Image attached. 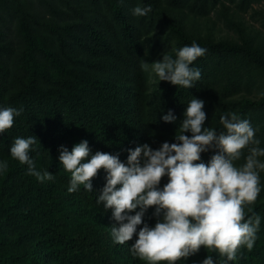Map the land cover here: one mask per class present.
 <instances>
[{
    "label": "trees",
    "instance_id": "1",
    "mask_svg": "<svg viewBox=\"0 0 264 264\" xmlns=\"http://www.w3.org/2000/svg\"><path fill=\"white\" fill-rule=\"evenodd\" d=\"M263 3L0 0V106L23 109L13 127L0 133V160L8 162L0 173V264H147L129 250L135 235L124 245L112 241L111 210L96 203L106 182L103 169L92 181L96 191H67L71 174L58 160L61 145L71 151L87 140L92 154L103 151L126 162L130 148L174 143L195 97L205 101L206 127L222 129L221 115L235 112L259 129L264 148V7H256ZM137 5L153 10L135 17L131 10ZM251 12L261 30L245 18ZM213 15L234 36L217 34ZM193 42L207 52L194 61L202 77L190 89L141 70V60L175 57L176 49ZM168 110L177 122L163 121ZM28 136L37 137V169L52 172V181L39 182L11 157L14 139ZM216 151L202 153V159ZM235 163L242 165L244 157ZM165 183L167 177L161 187ZM248 208L264 218V190ZM153 212L154 206L145 216L150 226ZM208 255L221 264L218 253L204 246L177 264H200ZM231 264H264V219L253 250L242 248Z\"/></svg>",
    "mask_w": 264,
    "mask_h": 264
},
{
    "label": "clouds",
    "instance_id": "2",
    "mask_svg": "<svg viewBox=\"0 0 264 264\" xmlns=\"http://www.w3.org/2000/svg\"><path fill=\"white\" fill-rule=\"evenodd\" d=\"M152 10L151 5H137L131 14L144 17ZM206 52L193 42L176 49L175 57L165 53L162 61L150 64L141 60L140 68L154 74L159 82L190 89L202 77L194 61ZM204 107V100L191 99L174 143L164 142L157 149L147 143L130 148L126 162L119 155L103 151L92 154L87 140L74 145L71 151L64 145L58 149L60 164L71 174L69 193L79 191L80 186L88 192L96 191L92 181L103 169L106 182L96 203L102 204L105 211L111 210L108 213L116 222L111 226L112 241L124 245L135 235L137 239L129 250L147 264H177L199 253L201 246L218 253L221 264H231L242 248L251 252L258 239L264 218L248 206L264 190L260 183L264 148L259 147L261 142L256 137L259 129L235 112L221 115L222 129L206 127ZM22 112V108L0 106V133L12 128ZM162 119L177 122L173 110ZM36 144V136L16 137L10 155L26 165L28 175L39 182L52 181V172L36 167L32 156ZM244 149L248 150L246 156ZM210 150L218 151L205 162L202 153ZM242 156L245 163L237 166L235 162ZM7 167V160H0V173ZM163 177H167V183L161 187ZM153 206L156 222L150 226L145 216ZM200 264L217 261L208 255Z\"/></svg>",
    "mask_w": 264,
    "mask_h": 264
},
{
    "label": "rangeland",
    "instance_id": "3",
    "mask_svg": "<svg viewBox=\"0 0 264 264\" xmlns=\"http://www.w3.org/2000/svg\"><path fill=\"white\" fill-rule=\"evenodd\" d=\"M257 8L260 7H264V3L262 5H256ZM247 20H250L251 22H253V24L255 25V27L257 29L261 30V23L260 21L257 19V17H252V12L249 15H246L245 17ZM212 22H218V27L216 29L217 34H220V36H234V32L231 31V29H228L225 26L222 20H219L215 15L212 16ZM236 37V35H235Z\"/></svg>",
    "mask_w": 264,
    "mask_h": 264
}]
</instances>
